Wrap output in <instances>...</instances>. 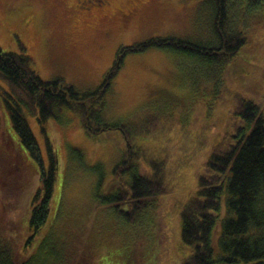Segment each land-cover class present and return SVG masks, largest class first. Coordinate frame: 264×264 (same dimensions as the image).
Wrapping results in <instances>:
<instances>
[{"label": "rangeland", "instance_id": "rangeland-1", "mask_svg": "<svg viewBox=\"0 0 264 264\" xmlns=\"http://www.w3.org/2000/svg\"><path fill=\"white\" fill-rule=\"evenodd\" d=\"M62 1L0 0V48L3 52L28 56L32 69L43 80L62 78L85 91L101 83L117 52L124 46L151 37H175L217 47L215 31L222 32L214 26L211 0H119L121 14L126 13V17L120 19L119 14L120 18H114L110 9L100 21L92 24L93 28L69 11ZM231 11L232 25L245 30L247 43L237 58L224 63V69L216 76H212L216 71L214 66L201 63L197 58L152 48L125 57L106 96L101 116L108 123L125 122L128 118V122L140 121L149 114L159 113L174 124L176 130L185 131L187 135L189 130L202 126L213 131L210 143L215 151L198 142L204 150L182 167L181 177L176 182L178 192L166 201L170 208L162 205L163 221L159 226L163 230L159 233L163 236L159 241L163 243L159 256L163 264H181L180 220L173 207L184 195L190 194L206 159L222 150L214 142H219L230 129L223 119L228 107H233L229 92L242 93L241 96L253 100L264 114V2L255 7L247 0H238ZM223 32L230 35L227 29ZM10 102L9 88L0 79V192L5 193L4 197L0 196V242H5L9 232L6 231L9 226L3 223L2 203L11 208L8 212L11 245L23 246L24 238L29 236L28 226L19 228V219L22 213L30 216V200L40 186L38 162L41 158L44 167L47 166L50 142L59 162L57 205L53 207L51 225L46 226L31 245L25 244L30 250L19 249L20 258L25 253L39 257L42 264H96L103 258L106 264L154 263L152 256L143 262L142 255L136 258L142 252L138 243L145 226L127 228L109 205L96 200L100 178L103 177V186L107 185L114 165L121 159L125 143L121 133L114 131L89 137L71 112L63 111L62 118L44 122L39 121V111L31 114L24 108L22 114L39 147L36 161L35 152L30 150L29 155L12 125ZM194 134L191 136L196 138ZM187 135L176 137L172 133L174 145L182 146L183 140L194 144L195 138L189 139ZM197 138L199 140V136ZM10 166L12 174L8 172ZM15 167L25 169V182L17 180ZM226 214L222 196L213 240L218 238ZM52 227L55 239L49 241L45 236ZM41 241L51 242L52 247L46 250L40 246ZM132 246L137 251L129 261L128 251ZM214 248L217 251L216 243Z\"/></svg>", "mask_w": 264, "mask_h": 264}, {"label": "trees", "instance_id": "trees-1", "mask_svg": "<svg viewBox=\"0 0 264 264\" xmlns=\"http://www.w3.org/2000/svg\"><path fill=\"white\" fill-rule=\"evenodd\" d=\"M211 1L214 26L217 25L222 31H215L217 47L175 37H151L124 46L117 52L101 83L89 91L80 90L62 78L43 80L32 69L28 56L3 52L0 48V79L9 88L11 122L29 155L30 150L35 152V160L39 147L22 114L24 108L31 114L39 111V121L44 122L51 118H62L63 111L71 112L76 115L89 137H99L114 131L121 133L125 142L121 159L114 165L107 185L103 186V177L100 178L96 200L99 204L109 205L127 228L138 224L145 226L142 240L138 243V249L142 252L136 256L139 258L142 255V262L152 256L155 262L151 264H163L159 256V247L163 243V240L159 241L163 236L159 233V230H163L159 226L163 221L162 205L170 208L166 201L169 196L178 192L176 182L181 177L182 167L189 160L195 159L204 150V145L211 152L215 151V146L210 143L213 131L202 126L189 130L187 135L185 131L176 130L175 125L159 113L149 114L140 121L128 122V118L125 122L108 123L101 116L106 107V96L129 54L143 53L152 48L172 51L187 58H197L210 67L214 66L216 71L212 76L224 69V63L237 58L239 51L247 43L245 30L235 29L232 25L231 8L238 0ZM247 2L257 7L264 0ZM225 27L230 35L223 32ZM229 93L233 107H228L223 119L225 123H229L230 129L219 142H214L222 150L206 159L202 166L203 172L197 175L190 194L187 193L182 200L177 201L174 210L171 208L180 220L181 264H264V114L253 100L241 96L242 93ZM217 121L219 124L220 121ZM172 133L176 137L187 135L189 139L195 138L191 136L195 133L194 144L183 140V145L177 147ZM47 154V166L44 167L41 158L38 162L40 186L30 200V216L22 213L19 219V228L28 226L30 231L29 236L22 239L23 246L15 243L11 245V220L8 214L11 208L1 201L3 223L9 226L5 229L9 232L5 242H0V264H42L40 258L31 253L30 256L24 253L20 258L19 249L30 250L25 244L29 242L31 245L35 238L41 236L43 229L52 223L53 207L57 205L55 189L57 190L59 162L50 142L47 144ZM10 168L11 166L8 172ZM22 169L15 167L14 173L17 180L25 182L27 172L25 169L22 172ZM30 170L33 174L34 168L31 167ZM1 193L3 192H0L2 198L5 193ZM222 196L225 199L227 217L214 241L213 232ZM53 227L45 236L49 241L55 239ZM49 241H41L40 246L48 250L47 247H52ZM134 248L132 246L128 251L129 261L137 251ZM145 250L148 253L144 254ZM102 263L106 264L104 258L96 262Z\"/></svg>", "mask_w": 264, "mask_h": 264}, {"label": "flooded vegetation", "instance_id": "flooded-vegetation-1", "mask_svg": "<svg viewBox=\"0 0 264 264\" xmlns=\"http://www.w3.org/2000/svg\"><path fill=\"white\" fill-rule=\"evenodd\" d=\"M62 2L69 11L84 19L82 22L89 28H93L92 24L100 21L110 9L114 12V18H120L119 14H121L119 0H63ZM121 17L120 19L125 18L126 13L121 14ZM83 28L89 30L86 27Z\"/></svg>", "mask_w": 264, "mask_h": 264}]
</instances>
